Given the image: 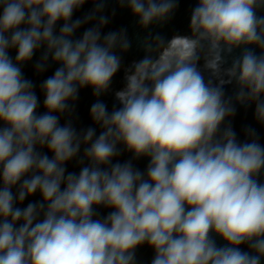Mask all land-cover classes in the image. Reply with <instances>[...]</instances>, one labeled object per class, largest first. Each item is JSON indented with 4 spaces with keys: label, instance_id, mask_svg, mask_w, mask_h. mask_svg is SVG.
Instances as JSON below:
<instances>
[{
    "label": "clouds",
    "instance_id": "9594fccd",
    "mask_svg": "<svg viewBox=\"0 0 264 264\" xmlns=\"http://www.w3.org/2000/svg\"><path fill=\"white\" fill-rule=\"evenodd\" d=\"M111 2L0 0V264H264V143L233 127L237 106L264 127V0H197L171 38L150 29L180 0H114L145 31L127 65ZM29 63L56 66L39 93Z\"/></svg>",
    "mask_w": 264,
    "mask_h": 264
}]
</instances>
